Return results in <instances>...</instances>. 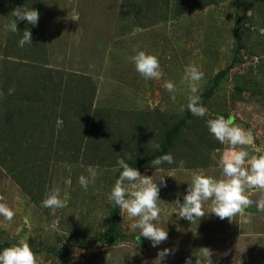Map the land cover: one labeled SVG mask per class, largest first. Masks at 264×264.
Segmentation results:
<instances>
[{
  "label": "rangeland",
  "instance_id": "1",
  "mask_svg": "<svg viewBox=\"0 0 264 264\" xmlns=\"http://www.w3.org/2000/svg\"><path fill=\"white\" fill-rule=\"evenodd\" d=\"M17 7L37 10L38 23L18 21V32L5 33ZM76 13L79 20L73 21ZM136 28L142 31L134 34ZM25 30L31 32L32 44L20 47ZM140 50L158 57L161 80H145L135 71L129 57ZM193 64L204 73L199 94L208 114L199 118L189 112L188 124L166 145L175 163L151 166L153 145L166 144L168 131L188 114L190 93L181 80ZM49 69L92 80L96 90L90 109L85 102L88 120L69 119L73 109L61 106L68 98L65 91L80 85L68 83L69 77L51 82L56 91H32V105L40 110L34 112L46 120L41 125L28 129L17 115L12 134L0 127L5 129L0 137V194L16 210L10 224L0 217V250L27 237L42 264H185L186 258L196 264L201 248L212 251L213 264H264V211L253 206L246 210L250 223L240 217L230 223L208 213V202L206 216L191 223L179 217L174 202L183 203L194 172L222 176L226 146L211 136L208 119L235 117L234 123L255 136L250 154H264V0H0V111L9 107V89L18 99L24 86L42 83ZM166 81L182 88L175 99L165 89ZM57 91L64 95L55 98ZM48 104L57 115L64 109L67 122L49 120ZM94 123L96 140H90ZM76 128L78 135L71 140ZM81 132L86 136L80 137ZM134 155L146 158L136 167L142 175L154 181L165 176L157 226L167 230L168 240L157 247L137 239L139 230L131 229L133 221L121 210L118 239L113 244L94 239L109 227L117 160ZM89 168L97 175L85 191L78 178L89 176ZM54 188L68 201L55 212L41 204ZM248 195L255 201L261 193ZM165 248L174 252L159 261L158 252Z\"/></svg>",
  "mask_w": 264,
  "mask_h": 264
},
{
  "label": "clouds",
  "instance_id": "2",
  "mask_svg": "<svg viewBox=\"0 0 264 264\" xmlns=\"http://www.w3.org/2000/svg\"><path fill=\"white\" fill-rule=\"evenodd\" d=\"M15 18L4 25V32H18L17 22L27 21L36 26L39 20V13L35 9L23 7L14 8L11 11ZM73 21L79 20V14L72 17ZM142 29L136 28L135 33ZM32 44L31 32L25 30L23 38L18 41L20 47ZM134 64L135 71L145 80H161L164 73L161 70L157 56L148 54L142 50L137 51L129 57ZM204 73L196 66L190 65L185 69V75L181 80V85L187 84L190 95L187 97V110L196 117L203 118L208 114V109L203 106L200 93L201 82ZM165 89L172 94L182 91L173 81H166ZM14 89H9L8 94H13ZM4 93L0 91V98ZM181 111L184 108L181 107ZM235 117L217 115L214 119H208L206 125L211 136L221 145H225L221 155L222 176L216 178L206 175L203 172H194L191 182L188 184L186 194L183 195V203L176 199L175 209L179 217L191 223L199 221L205 217L204 205L210 202V211L220 220L227 219L228 222L237 221L250 223V210L255 206L256 211H264V154H250L248 147L254 144L255 136L251 129H245L234 123ZM153 147L159 150L160 145ZM164 163L172 165L175 163L171 154L158 156L150 161L151 166H160ZM118 166L122 169L119 177L115 180L109 200L118 206L121 212L133 221L130 227L133 231L139 230V236L151 242L152 247H157L162 242L168 240V232L165 228L157 226L161 219L162 209L160 207L159 193L161 187H166L165 176L158 180H153L152 176L142 175L140 171L129 166L123 158L117 160ZM185 162H179V170H184ZM89 176L81 175L80 186L87 191L90 183L96 179V171L88 169ZM159 181V185L157 184ZM260 192L258 200H253L248 195L249 192ZM5 201V196L0 194V217L7 223H11L16 216V210L10 207ZM67 198H61L60 189L54 188L46 194L42 200V207L55 212L57 209L67 207ZM25 223H29L25 218ZM27 237L22 238L18 244L5 247L0 250V264H42L35 252L26 242ZM203 249L202 257H197L196 264H213L211 260L212 251ZM174 250L165 248L158 252V259L163 260L166 256L173 254ZM185 264H192L190 258H186Z\"/></svg>",
  "mask_w": 264,
  "mask_h": 264
},
{
  "label": "trees",
  "instance_id": "3",
  "mask_svg": "<svg viewBox=\"0 0 264 264\" xmlns=\"http://www.w3.org/2000/svg\"><path fill=\"white\" fill-rule=\"evenodd\" d=\"M69 77H72V79L68 83L80 82V85L79 86L74 85L76 87L75 88L76 90H73V91L66 92L65 90H61V91H65L68 97L66 100H64V102H61V106H63L64 108L68 104L70 107L69 109H73L71 110L72 114L70 115L69 119H71V117L74 116L75 118L77 117L78 120L82 121L85 124V122H87L88 120V115L90 112L89 109L91 107V101L93 99V96L96 90L94 83L89 77H86V76H78L77 74H74V73H64L63 71H60V70H50L49 69L47 70V75L44 77L42 83H39V84L34 83L33 85L28 84L24 86V88H22L21 93L18 94L20 95L18 99H16L15 94L14 95L11 94L5 97L6 99L5 104L8 103L9 107L7 109H2V111H0V123H1L0 127L5 126L6 127L5 129H7V132L9 131L10 134H12L11 128L13 124L18 123L14 120L17 115H19L20 117L19 120H22L27 124L28 129L29 127H36V126L41 125L43 123L42 121L45 120V117L42 114H37L34 112V111H40V110L32 105V91H34L36 88H39V87L43 91H45L44 89L49 88V87L53 89L54 91H56L54 84L51 82L55 80V84H58V83H61L63 79L67 80V78ZM33 79H37V78H33ZM58 89L60 90V88ZM61 91L53 92L52 94L54 95L55 98H58L61 95V93L64 95V92H61ZM86 100L89 101V109L85 105ZM13 102H16V103L14 105L12 104V107H11L9 103H13ZM83 105L86 106L84 110H83ZM44 109L48 111L46 113H49L50 115L49 120H51L52 122H56L58 120L62 122H67L65 113L63 112L64 109L62 110V113L59 115H57V110H54L51 104L45 105ZM187 113L188 114L186 115L185 118H182V120L178 121L175 124V126H173L168 131V134L166 135L167 143L166 144H162L161 142L157 143L160 145V148L159 150L156 149L154 153V155H156L155 157L166 154V151L168 149L166 145L171 140H173V138L178 136V132L183 126L188 124L189 122V111L188 110H187ZM4 122L5 124L3 125ZM95 125L96 124L94 123V126L91 129L92 138L88 137V139L90 140L91 139L96 140V138L93 136V134L96 133L95 129L97 128V126ZM5 129L0 128V137H1L2 131ZM98 131L101 132V130H98ZM71 135H72V139L71 137L70 139L75 140L76 136L78 135L77 128L73 130V133H71ZM85 136H86V133L84 135V132H81L80 137L83 138ZM142 159L145 160L146 158H142L140 155H134L133 157L126 159L125 162L128 163L129 166L136 168L138 165L144 162V160ZM121 171L122 169L119 167L116 173V179L119 177V174ZM119 218H120V209L118 206L114 205V208L110 212L109 227L107 228L105 232L100 234L97 238H94L95 241L106 243V244H113L119 237L118 230H117Z\"/></svg>",
  "mask_w": 264,
  "mask_h": 264
},
{
  "label": "water",
  "instance_id": "4",
  "mask_svg": "<svg viewBox=\"0 0 264 264\" xmlns=\"http://www.w3.org/2000/svg\"><path fill=\"white\" fill-rule=\"evenodd\" d=\"M72 244H79L77 241H70Z\"/></svg>",
  "mask_w": 264,
  "mask_h": 264
}]
</instances>
